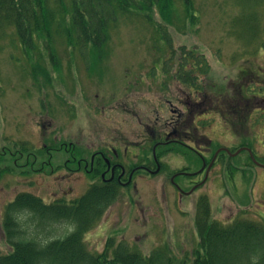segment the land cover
<instances>
[{"label":"rangeland","instance_id":"374dc122","mask_svg":"<svg viewBox=\"0 0 264 264\" xmlns=\"http://www.w3.org/2000/svg\"><path fill=\"white\" fill-rule=\"evenodd\" d=\"M194 10L184 25L175 22L167 30L175 49L208 61L211 71L200 77V86L214 84L220 92L218 86L227 88L246 76L248 86L257 89L254 76L264 74V49L260 41L250 44L234 29L232 22L241 14L234 0H194ZM110 37L104 53L91 56L88 66L59 43L58 67L45 57L37 64L43 75L27 63L11 31L1 36L0 169L9 172L0 180V255L10 252L2 229L6 205L20 193L47 204L81 197L102 182L101 173L90 174L85 168L107 148L116 149L132 167L143 162L154 167V158L162 163L157 173L130 177L118 201L86 235L92 253H103L112 238L145 255L166 248L178 259L192 256L199 243L195 212L201 198L208 199L212 218L224 225L238 218L260 221L264 168L254 166L244 151L223 157L220 149L235 153L242 146L223 128L224 108L221 113L208 111L210 91L199 95L176 80L178 62L172 60L164 73L169 52L155 29L141 19L121 21ZM201 98L204 110L188 120L185 105ZM175 128L184 134V144L154 150V137ZM253 147L264 155V143ZM195 151L207 155L205 165ZM219 152V161L213 163Z\"/></svg>","mask_w":264,"mask_h":264},{"label":"trees","instance_id":"16d2710c","mask_svg":"<svg viewBox=\"0 0 264 264\" xmlns=\"http://www.w3.org/2000/svg\"><path fill=\"white\" fill-rule=\"evenodd\" d=\"M234 2L241 10L232 22L234 29L250 44L260 41L264 49V0ZM196 13L194 0H0V38L11 31L27 63L45 75L37 64L45 57L58 67L55 50L59 43L67 44L88 66L91 56L104 53L121 21L141 19L155 29L169 52L164 73L172 60L178 62L174 78L203 93L207 87L198 81L210 74L208 61L201 54L175 49L167 30L175 22L184 25ZM8 172L0 169V180ZM121 189L116 182L100 181L79 198L48 204L32 194H18L4 209L2 229L10 252L0 255V264H264V221L238 218L224 225L212 218L207 198L196 205L199 243L192 256L178 259L166 248L145 255L112 238L103 253H92L86 235L118 201Z\"/></svg>","mask_w":264,"mask_h":264},{"label":"flooded vegetation","instance_id":"af4514ba","mask_svg":"<svg viewBox=\"0 0 264 264\" xmlns=\"http://www.w3.org/2000/svg\"><path fill=\"white\" fill-rule=\"evenodd\" d=\"M256 70V69H255ZM256 72V71H255ZM246 71H243L245 75ZM209 76V75H208ZM255 81L258 78L259 84L257 85V89L253 86H248L246 76H242L237 81L238 83L229 82L228 87H219L223 88L220 92L218 89L216 90V85H211V87H207V90L210 91V101H208L209 105L208 111L215 113L220 111V108H224L225 113L221 115L223 128L229 129L232 134V138L234 140H240V144L242 145L235 151V153L231 152L228 148L220 149L223 150V157L227 154L229 156H234L241 151H244L248 154L250 162L257 167L264 168V155H259L257 151L255 152L253 144H263L264 143V74L258 73L254 76ZM237 86V87H236ZM204 87V86H203ZM197 94H202L200 91H196ZM226 92V98H223ZM232 93V95H230ZM234 97V99H233ZM202 98L197 103H191L185 105V109L187 110V119L190 121H194L196 115H201V112H198V108L204 106V102ZM221 102V103H220ZM220 105V107H219ZM204 110V109H203ZM206 110V111H207ZM221 113V111H220ZM203 115V114H202ZM183 117V115H181ZM180 123H182L180 121ZM184 134L181 131H178L177 128L174 130H169L166 132L164 137H154L152 143L154 150L158 146L170 145V144H184ZM191 142H194L190 140ZM134 146V145H133ZM146 147L145 145H143ZM76 148V147H75ZM143 148V147H141ZM144 149V148H143ZM197 156L204 162L207 161V155L203 152L195 151ZM125 153H128L125 151ZM97 155L94 156L91 160V164L89 166V170L86 167L85 171L90 174L101 173L102 182H116L121 188H124L128 185V180L130 181V177H133L136 172H145L147 174L157 173L161 168V160L153 161L155 166L153 167L150 163H142L137 167H132L130 164L125 163L120 159V154L116 149H108L106 152L101 151L97 152ZM220 156V152L213 156V163H215V159ZM221 157V156H220ZM221 163V162H220ZM100 165L106 169L104 173L102 170L100 171ZM212 166V164H210ZM156 167V169H155ZM210 167V166H209ZM131 168V169H130ZM128 170L130 171L128 174ZM209 171H207L208 174ZM106 174H109V178L105 180ZM128 175V177H127ZM264 194V193H263ZM260 221H264V212L258 214Z\"/></svg>","mask_w":264,"mask_h":264}]
</instances>
